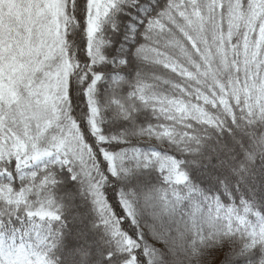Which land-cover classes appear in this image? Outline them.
<instances>
[{
	"label": "snow or ice",
	"instance_id": "6c2138e0",
	"mask_svg": "<svg viewBox=\"0 0 264 264\" xmlns=\"http://www.w3.org/2000/svg\"><path fill=\"white\" fill-rule=\"evenodd\" d=\"M0 264H264V0H0Z\"/></svg>",
	"mask_w": 264,
	"mask_h": 264
}]
</instances>
